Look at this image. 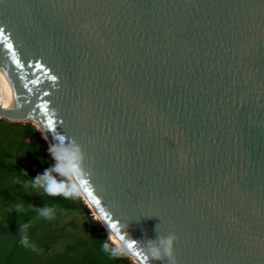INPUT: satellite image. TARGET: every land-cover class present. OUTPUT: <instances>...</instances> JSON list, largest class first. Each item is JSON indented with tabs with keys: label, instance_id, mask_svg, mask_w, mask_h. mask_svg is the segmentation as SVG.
I'll return each mask as SVG.
<instances>
[{
	"label": "water",
	"instance_id": "obj_1",
	"mask_svg": "<svg viewBox=\"0 0 264 264\" xmlns=\"http://www.w3.org/2000/svg\"><path fill=\"white\" fill-rule=\"evenodd\" d=\"M0 29V120L81 145L135 264L158 233L177 264H264V0H0Z\"/></svg>",
	"mask_w": 264,
	"mask_h": 264
},
{
	"label": "trees",
	"instance_id": "obj_2",
	"mask_svg": "<svg viewBox=\"0 0 264 264\" xmlns=\"http://www.w3.org/2000/svg\"><path fill=\"white\" fill-rule=\"evenodd\" d=\"M46 141L31 123L0 120V264H135L102 251L108 232L80 196L51 197L25 186L53 163ZM43 207L54 209V219L39 215ZM25 235L27 246L20 242Z\"/></svg>",
	"mask_w": 264,
	"mask_h": 264
},
{
	"label": "clouds",
	"instance_id": "obj_3",
	"mask_svg": "<svg viewBox=\"0 0 264 264\" xmlns=\"http://www.w3.org/2000/svg\"><path fill=\"white\" fill-rule=\"evenodd\" d=\"M46 139V137H45ZM52 158V165L43 174L37 175L34 179L26 182V187L42 190L44 194L64 198H78L81 195V186L88 176L85 167V154L81 145L75 139H65L60 137L57 143L50 144L48 148ZM25 175L27 173L25 172ZM22 206L18 205L17 210ZM41 217L51 220L54 219V209L43 207L38 210ZM104 225L100 220L97 221ZM126 228L124 224L122 231ZM27 225L21 228L25 231ZM117 233H111L108 239L102 243V251L112 258L132 256V249L129 248V239H121ZM178 237L175 234L162 235L158 233L155 240H148L144 244L136 242L142 249L144 256L149 261H157L160 264H177L174 252V244ZM21 244L27 246V236L21 237Z\"/></svg>",
	"mask_w": 264,
	"mask_h": 264
},
{
	"label": "snow or ice",
	"instance_id": "obj_4",
	"mask_svg": "<svg viewBox=\"0 0 264 264\" xmlns=\"http://www.w3.org/2000/svg\"><path fill=\"white\" fill-rule=\"evenodd\" d=\"M0 45H2L3 47H5L7 49V51L9 53L11 59L13 60V62L16 63V65H17L18 68H21L22 69L23 65L20 64L19 60L17 59L16 53L13 51V45H12V43L10 41L4 39L3 29H0ZM51 79L55 80V77H51ZM32 83H37V81H33ZM45 95H47V93H45ZM48 123H49V126H51L52 121L49 120ZM85 183H87V182L86 181L82 182V186ZM85 191L88 193V195L90 197H92V193L89 192L87 188H85ZM93 203L98 205L100 202L97 201V200H95L93 198ZM111 227L113 229H115L117 227V225L116 224H112ZM124 238L125 237L121 236V239H124ZM128 246H129L130 249H132L134 247V245H133L132 242H129V245ZM137 255H139V254L137 253Z\"/></svg>",
	"mask_w": 264,
	"mask_h": 264
},
{
	"label": "bare ground",
	"instance_id": "obj_5",
	"mask_svg": "<svg viewBox=\"0 0 264 264\" xmlns=\"http://www.w3.org/2000/svg\"><path fill=\"white\" fill-rule=\"evenodd\" d=\"M22 121H30L31 123H33L35 125V127L37 128V130L39 131V133L42 135V138L46 139L50 144H54L51 140V138L49 137L47 131L45 130L44 126L42 125L41 121L36 118V117H32V116H26L22 119H20ZM81 195L83 196V199L85 200V202L87 203V205L92 209V213H93V216H95L96 219H99L100 215L99 213L94 209L93 205H91L90 201L87 199V197L85 196V194L81 191ZM102 223L104 224V226H107L106 223L102 220ZM108 228V227H107ZM111 229H109V232L108 234L110 235L111 233H113L112 231H110ZM138 264V263H137Z\"/></svg>",
	"mask_w": 264,
	"mask_h": 264
}]
</instances>
